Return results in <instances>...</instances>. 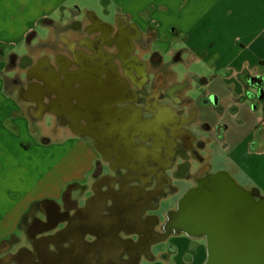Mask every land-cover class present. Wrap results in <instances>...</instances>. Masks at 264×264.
I'll return each instance as SVG.
<instances>
[{
	"label": "crops",
	"instance_id": "obj_1",
	"mask_svg": "<svg viewBox=\"0 0 264 264\" xmlns=\"http://www.w3.org/2000/svg\"><path fill=\"white\" fill-rule=\"evenodd\" d=\"M89 4L0 0V264H65L83 255L109 264L113 256L103 252L114 248L127 261L128 237L137 244L141 233L126 229L159 227L176 209L159 213L165 201L183 182L210 173L214 137L206 131L226 122L204 119L200 105L217 100L225 113L264 89V0H103L101 10ZM78 6L86 7L84 19L61 16ZM97 67L96 79L90 73ZM216 78L227 85L225 96L214 94L221 93L210 86ZM130 107L141 120L160 108L178 117L175 150L161 166L143 156L154 152L150 134L135 135L139 146L123 155L143 157L146 169L122 163L121 136L112 134L122 133ZM257 109L252 125L263 118ZM249 133L232 143L227 163L264 196L263 151H238L254 139ZM128 193L142 202L131 216L119 212ZM181 234L169 242L185 244ZM196 247L204 262L207 246Z\"/></svg>",
	"mask_w": 264,
	"mask_h": 264
},
{
	"label": "rangeland",
	"instance_id": "obj_2",
	"mask_svg": "<svg viewBox=\"0 0 264 264\" xmlns=\"http://www.w3.org/2000/svg\"><path fill=\"white\" fill-rule=\"evenodd\" d=\"M89 6H92L96 10H101V7H103V0H88ZM72 4V2H71ZM69 7V6H68ZM86 7H71L68 11H64L61 13V16H70V17H82L83 19L86 17ZM40 32H45L43 28H40ZM28 39L24 40L23 43L20 46H17V52L20 54L27 53L28 47H27ZM170 59V57H169ZM95 71H92L90 73L91 76L97 77L99 76L100 68H94ZM219 78L213 80L211 82V87L216 88L221 93H214L221 97L225 96L227 85L223 82H221ZM100 85L101 82H99ZM98 86L97 84L95 85ZM107 87V85L105 84ZM224 89V93H223ZM264 91V89H263ZM259 93V90L257 91ZM102 94V93H101ZM108 94V93H107ZM221 94V95H220ZM224 94V95H223ZM210 100L212 97H208ZM224 98V97H223ZM248 104H245L241 102L240 108L237 106L233 107L231 106L226 110L225 113H223L224 108L223 105H217L219 104L214 102L213 106H207L204 103L200 105V108L203 111L202 117L204 119H210L209 121L215 124V122L220 121L221 118H223V121L226 122V125L219 126L216 125V127H213L211 131H206V134L210 135L212 134L214 137V142H212V146L210 148V154H209V161L211 165L210 173H218L221 171H227L232 174V172H235V167L229 163H227V157L230 154V148H232V143L234 146H237L240 144L241 140L247 136L249 132L252 131V133L255 134L254 139H251L250 141H247L246 143H241V146L238 148L239 155L246 152V155H249V152H255L256 156H261L258 153H261L260 151H263L264 153V108L263 104L264 102L260 101L259 99H251L248 100ZM261 105V106H260ZM258 108L260 113L263 114V118L259 123H255L252 125V122L256 119V113L252 108ZM223 108V109H222ZM146 119L141 120L139 118V112L138 110H132L131 107L129 108L127 118L130 119V121L123 124L122 126V133H113L112 135L115 137L121 136V143L118 144V151L122 153L121 155V161L122 163L129 165V166H135L137 168L141 167L142 169H146L144 166L143 157L140 159L138 156L137 158H127L126 156H123L125 152L135 149L139 146V144H135L134 142V136L138 135L142 140H147L146 138L149 136V134L152 136L150 138L151 146H153L152 151L154 152H148L143 153V156H153L154 159L157 161L158 166H161L163 162H165V159L167 156H169V153L173 152L175 150V140L174 136L179 133V119L177 116L172 114V112L166 110L165 108H160L159 113L158 109L156 110V114L151 112L150 110L146 111ZM149 119V120H148ZM149 127H147V126ZM227 125L229 128H227ZM200 130L205 129L203 124H198ZM166 127H170L171 131H167ZM139 133V134H138ZM225 134L227 136V139L225 143H223V139L225 137ZM250 134V133H249ZM108 135H111L110 132H108ZM226 138V137H225ZM141 145V144H140ZM230 146V147H229ZM139 149V148H138ZM140 150V149H139ZM256 150V151H255ZM263 158V164H264V156ZM261 158H257V160H262ZM196 166L199 165V163L195 164ZM210 166V165H209ZM227 168V169H225ZM263 168V167H262ZM201 169H197V172H199ZM198 175V174H197ZM197 175H195L192 179H190L187 182H183V186L179 189V193L177 196L172 197L170 196V200L165 201V206L160 208L158 210L159 213H165V211H170L172 209H168L170 206L177 204L179 201H177V198L179 196L180 199L184 194L187 192V190L191 189L195 185H197L198 178ZM233 175V174H232ZM234 176V175H233ZM262 178L264 179V172L262 173ZM197 179V181H196ZM240 185L249 188L251 185H247L246 181L244 179L238 180L235 178ZM246 184V185H245ZM259 187L264 191V188L259 185ZM188 188V189H187ZM128 196L126 197V203H124L121 207H119V212L126 214L127 216H131L132 214H135L136 212L139 213V210L141 208L142 202L140 197L137 196ZM125 196V194H124ZM179 199V200H180ZM177 201V203H176ZM162 226V225H161ZM173 233H184L182 231H173ZM186 233V232H185ZM172 235V234H171ZM170 235V236H171ZM170 236L165 240L161 241L159 243H156L152 246V254L154 257H147L146 255H141V260L138 264H206L207 260L209 259V242L207 236H199V237H193L189 234H181V237L185 238V244H179L176 245L170 241ZM112 239H115V231L112 229ZM143 239V238H142ZM140 240L139 243H137L140 247H143L145 245V242ZM190 239V241L188 240ZM184 242V241H183ZM198 243H203L207 246L208 249V257L203 262V256L200 251H197ZM179 250V251H178ZM119 248L110 249L106 254L103 252V255L109 257L110 259L113 256L112 261H108L109 264H127V261H129V258L127 261H121L119 257ZM178 255L180 258H176ZM133 259V257H131ZM130 259V260H131ZM25 262V261H23ZM26 262H30L31 264H41L39 261H35L34 259L27 260ZM96 264L97 261L94 259L88 260L83 255L80 257L79 261L76 262H66L65 264ZM26 264V263H22ZM99 264V263H97Z\"/></svg>",
	"mask_w": 264,
	"mask_h": 264
},
{
	"label": "water",
	"instance_id": "obj_3",
	"mask_svg": "<svg viewBox=\"0 0 264 264\" xmlns=\"http://www.w3.org/2000/svg\"><path fill=\"white\" fill-rule=\"evenodd\" d=\"M169 215L178 222L177 231L208 237L206 264H264V197L256 199L231 173L199 177ZM127 243L129 249L136 246Z\"/></svg>",
	"mask_w": 264,
	"mask_h": 264
},
{
	"label": "flooded vegetation",
	"instance_id": "obj_4",
	"mask_svg": "<svg viewBox=\"0 0 264 264\" xmlns=\"http://www.w3.org/2000/svg\"><path fill=\"white\" fill-rule=\"evenodd\" d=\"M144 76H145V70H144ZM257 96H258L257 98L260 101L264 102V91L261 90V92H259L257 94ZM207 174L208 173L202 174L201 176H205ZM249 189L254 191L256 199L260 200L262 197H264L263 195H261V192L257 187H251ZM178 204H179V202H178ZM178 204H177L176 209H178ZM170 212L168 213V218H166V220L164 222L160 223L159 227H157V228L156 227H153V228L152 227H146V228H138V229H132V228L126 229L129 233H132V232L141 233L140 236L138 237V239L140 238V240H141L143 238L142 241L146 240L148 242V245H147L148 249L140 247L138 244H135L136 246L132 247L131 249L128 248V250H129V257H128L129 261H127V264H138L140 259H141V255H143V254L146 255L147 257H154L152 254V246L156 243L161 242V241L162 242L165 241L173 233V231H177L178 222L173 221L174 218H171V216L169 215ZM128 238H129L128 241H131V239H130L131 237H128ZM131 257H133V259H131Z\"/></svg>",
	"mask_w": 264,
	"mask_h": 264
},
{
	"label": "trees",
	"instance_id": "obj_5",
	"mask_svg": "<svg viewBox=\"0 0 264 264\" xmlns=\"http://www.w3.org/2000/svg\"><path fill=\"white\" fill-rule=\"evenodd\" d=\"M48 19H46L45 21H47ZM264 141V140H263Z\"/></svg>",
	"mask_w": 264,
	"mask_h": 264
}]
</instances>
